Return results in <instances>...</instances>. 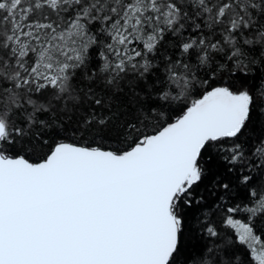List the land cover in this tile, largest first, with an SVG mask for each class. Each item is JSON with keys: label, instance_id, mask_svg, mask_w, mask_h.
Instances as JSON below:
<instances>
[{"label": "trees", "instance_id": "16d2710c", "mask_svg": "<svg viewBox=\"0 0 264 264\" xmlns=\"http://www.w3.org/2000/svg\"><path fill=\"white\" fill-rule=\"evenodd\" d=\"M131 1L31 8L23 52L10 45L9 6L0 8V150L33 162L60 141L121 153L209 88L246 89L239 133L205 143L198 180L173 202L178 242L167 264H257L229 221L264 245V0H164L165 20L122 38Z\"/></svg>", "mask_w": 264, "mask_h": 264}, {"label": "water", "instance_id": "95a60500", "mask_svg": "<svg viewBox=\"0 0 264 264\" xmlns=\"http://www.w3.org/2000/svg\"><path fill=\"white\" fill-rule=\"evenodd\" d=\"M249 99L213 86L121 153L60 141L33 162L0 150V264H167L173 202L198 180L205 143L240 131Z\"/></svg>", "mask_w": 264, "mask_h": 264}, {"label": "rangeland", "instance_id": "374dc122", "mask_svg": "<svg viewBox=\"0 0 264 264\" xmlns=\"http://www.w3.org/2000/svg\"><path fill=\"white\" fill-rule=\"evenodd\" d=\"M163 1L164 0H132L131 3H128L121 16L122 22L119 24L121 37H127L131 39L133 37H140V35L142 36V28H152L156 22L159 21V19L165 20L167 15L165 12H162V6L164 4ZM54 3L55 0H13V2L9 4L0 3V8L4 9L9 6L8 13L13 14V36L10 41L13 51H17L18 49L19 51L23 52L24 50L22 44L24 43L25 45L28 39H31V35L33 34V30H31V28L34 23L32 24L31 22L27 21L31 8L38 9L49 4L50 6H53ZM42 25L43 23L41 26ZM71 28L74 31L78 30L77 27L74 28V25L71 26ZM68 36L72 38L73 31L69 33ZM151 39L152 36L148 35L146 37L147 41H150ZM22 55L23 53L21 56ZM49 56L50 60L52 61L54 53L51 52ZM37 57L41 59L42 56L40 57V55H37ZM53 61H55V59ZM49 63L50 62H48V66H52ZM229 223L235 229L239 240L245 242L250 247L252 255L257 261V264H264V245H262L258 238L252 233L249 226L234 220H230Z\"/></svg>", "mask_w": 264, "mask_h": 264}, {"label": "bare ground", "instance_id": "6f19581e", "mask_svg": "<svg viewBox=\"0 0 264 264\" xmlns=\"http://www.w3.org/2000/svg\"><path fill=\"white\" fill-rule=\"evenodd\" d=\"M218 85H220V84H218ZM222 85H224V84H222ZM216 86V85H215ZM226 86V85H225ZM228 87V86H227ZM229 88V87H228ZM231 89V88H230ZM232 90V89H231ZM249 102H250V99H249ZM189 106V105H188ZM187 106V107H188ZM248 111H249V105H248ZM183 112V111H182ZM248 116V115H247ZM247 118V117H246ZM246 120V119H245ZM242 128V127H241ZM238 133H239V131H238ZM238 133H236V135L238 134ZM235 135V136H236ZM231 138V137H230ZM202 150V149H201ZM192 185V184H191ZM180 196V195H179ZM178 197V196H177ZM176 215V214H175ZM177 217V216H176ZM179 221V220H178ZM179 231V230H178Z\"/></svg>", "mask_w": 264, "mask_h": 264}]
</instances>
